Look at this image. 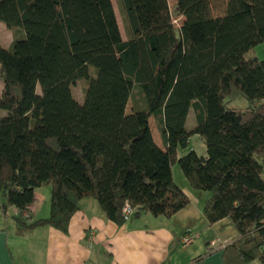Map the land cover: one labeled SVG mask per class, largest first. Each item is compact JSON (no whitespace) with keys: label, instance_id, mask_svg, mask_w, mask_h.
Masks as SVG:
<instances>
[{"label":"trees","instance_id":"16d2710c","mask_svg":"<svg viewBox=\"0 0 264 264\" xmlns=\"http://www.w3.org/2000/svg\"><path fill=\"white\" fill-rule=\"evenodd\" d=\"M116 3L125 39L112 0H0V22L22 33L0 45V198L16 230L65 233L86 197L117 225L126 203L170 217L189 202L177 162L209 193L207 222L229 218L238 231L224 263L264 264V57L246 56L264 43V0H176L174 16L169 0ZM239 96L247 107H228ZM194 134L205 156L189 147ZM43 185L48 215L26 223Z\"/></svg>","mask_w":264,"mask_h":264},{"label":"crops","instance_id":"0c3cea01","mask_svg":"<svg viewBox=\"0 0 264 264\" xmlns=\"http://www.w3.org/2000/svg\"><path fill=\"white\" fill-rule=\"evenodd\" d=\"M185 181L178 185L189 202L170 217L137 211L117 225L86 197L65 233L45 225L18 232L15 208L0 198V264H225L222 251L239 237L238 231L229 218L209 224L203 214L209 193L200 199ZM42 187L33 189L26 223L48 215V190ZM185 235L192 241L183 243Z\"/></svg>","mask_w":264,"mask_h":264},{"label":"rangeland","instance_id":"374dc122","mask_svg":"<svg viewBox=\"0 0 264 264\" xmlns=\"http://www.w3.org/2000/svg\"><path fill=\"white\" fill-rule=\"evenodd\" d=\"M113 3V7L115 10V14L118 20V24H119V28H120V32L122 35V38L125 39L126 35H125V30L122 24V20L120 18V12L118 10V6L116 3V0H112ZM169 7L170 10L172 12V15H176V0H169ZM183 17H174V23L178 24L180 20H182ZM22 33L20 32H11L10 30H8L4 24L2 22H0V45L3 47H9L11 41L14 38H17L19 36H21ZM246 56H256L259 58H263L264 57V43L260 44L259 46L249 50L246 53ZM86 84V80L84 79H76L71 85H70V92L72 97L77 101V102H81L82 98H83V88L84 85ZM2 88V81L0 80V91ZM36 92L39 93V87L36 86ZM248 105V101L243 98L242 96H239L235 99H233L232 101H230L228 103V107L230 108H234V109H244L245 107H247ZM132 111V102L131 100L128 101L127 106H126V113H130ZM5 111L2 110L0 111V116L4 115ZM195 124V117H194V113H193V109L190 108L188 116H187V121H186V127L188 129L192 128V125ZM149 126L151 128V133L152 136L157 140L158 143L161 144V138H160V134L159 131L156 127V124L154 122L153 117L151 116L149 118ZM191 148L195 149L196 152L198 154L204 153L206 152V147L204 145V143L200 140V137H198L197 134H194L190 137V146ZM172 170H173V175H174V181L181 185L182 180H186V178L184 177L179 164L176 162L173 164L172 166ZM186 185L188 186L189 183L188 181H185ZM190 186V185H189ZM42 190L45 191V193H47L48 190V195L50 193V187L48 185H43ZM194 190V189H193ZM196 192H198V197L201 199V196L204 197L207 193L205 191H200V190H196ZM254 264H260V263H254Z\"/></svg>","mask_w":264,"mask_h":264},{"label":"built area","instance_id":"2783aa9c","mask_svg":"<svg viewBox=\"0 0 264 264\" xmlns=\"http://www.w3.org/2000/svg\"><path fill=\"white\" fill-rule=\"evenodd\" d=\"M122 212H123V219L125 221H127L130 218V216L135 213V209L133 207H131L130 204L126 203L123 206V208H122ZM22 215L24 217H27V213L26 212H23ZM191 241H192L191 236L185 235V236L182 237V242L185 243V244L189 243Z\"/></svg>","mask_w":264,"mask_h":264}]
</instances>
